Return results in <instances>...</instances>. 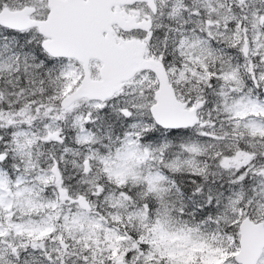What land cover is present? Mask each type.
<instances>
[{"label":"snow or ice","instance_id":"obj_1","mask_svg":"<svg viewBox=\"0 0 264 264\" xmlns=\"http://www.w3.org/2000/svg\"><path fill=\"white\" fill-rule=\"evenodd\" d=\"M0 264H264V0H0Z\"/></svg>","mask_w":264,"mask_h":264}]
</instances>
